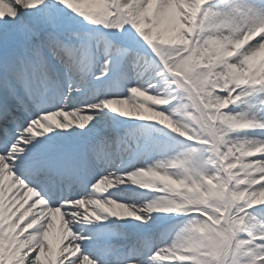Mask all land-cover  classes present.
<instances>
[{
	"label": "snow or ice",
	"instance_id": "obj_1",
	"mask_svg": "<svg viewBox=\"0 0 264 264\" xmlns=\"http://www.w3.org/2000/svg\"><path fill=\"white\" fill-rule=\"evenodd\" d=\"M0 264H264V0H0Z\"/></svg>",
	"mask_w": 264,
	"mask_h": 264
}]
</instances>
